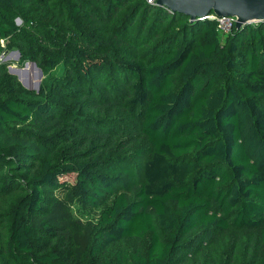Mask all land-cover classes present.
Here are the masks:
<instances>
[{"label": "trees", "instance_id": "1", "mask_svg": "<svg viewBox=\"0 0 264 264\" xmlns=\"http://www.w3.org/2000/svg\"><path fill=\"white\" fill-rule=\"evenodd\" d=\"M208 15L0 0V54L43 73L30 90L0 60V264H244L189 253L231 227L264 264V20Z\"/></svg>", "mask_w": 264, "mask_h": 264}, {"label": "water", "instance_id": "2", "mask_svg": "<svg viewBox=\"0 0 264 264\" xmlns=\"http://www.w3.org/2000/svg\"><path fill=\"white\" fill-rule=\"evenodd\" d=\"M154 4L165 6L172 12L184 13L190 20L206 16L211 12L217 16L232 15L236 17V28L246 23L264 20V0H156ZM13 53L19 56L18 50H5L1 60L11 58ZM29 65L38 70L39 78H41L42 70L33 61H25L23 67L8 65L7 70L15 75L25 88L38 91L40 81L28 82L20 76L21 71L26 70Z\"/></svg>", "mask_w": 264, "mask_h": 264}, {"label": "rangeland", "instance_id": "3", "mask_svg": "<svg viewBox=\"0 0 264 264\" xmlns=\"http://www.w3.org/2000/svg\"><path fill=\"white\" fill-rule=\"evenodd\" d=\"M0 54V60H1ZM3 56V55H2ZM2 62H7L8 65H12L15 67H23L24 62H19V56H17V53H13L11 58L6 60H1ZM34 72V81L41 82V78H39V72L36 69H33ZM35 91V90H34ZM74 179V175H67L61 178V181H67L71 182ZM109 202V199H102L97 206L91 207V206H74L73 211L74 215L81 219L82 221H95L98 216L99 212L107 203ZM210 235V237H208ZM251 232L249 230H239L238 228L231 227L228 231L223 232L221 230H214L213 232L209 234H201L200 232L196 231L193 233L192 237V245L190 248L189 253L192 255H196L198 252H201L204 256H210L212 253L218 252L221 259L222 257H226L228 253L231 251L232 245H235L238 247L240 257L244 255V258L242 260V263H247L249 260L250 264H253L251 258L246 253V250L248 248L249 241L251 239ZM212 240H215V246H212ZM126 246L128 248H133L134 242L133 241H127ZM182 255V254H181ZM188 256V255H187ZM182 257V256H181Z\"/></svg>", "mask_w": 264, "mask_h": 264}, {"label": "built area", "instance_id": "4", "mask_svg": "<svg viewBox=\"0 0 264 264\" xmlns=\"http://www.w3.org/2000/svg\"><path fill=\"white\" fill-rule=\"evenodd\" d=\"M156 0H147L148 3H155ZM209 18L216 21V29L223 35L231 32L235 26L236 17L232 15L217 16L213 12L209 13Z\"/></svg>", "mask_w": 264, "mask_h": 264}, {"label": "bare ground", "instance_id": "5", "mask_svg": "<svg viewBox=\"0 0 264 264\" xmlns=\"http://www.w3.org/2000/svg\"><path fill=\"white\" fill-rule=\"evenodd\" d=\"M31 73L34 74L33 68H31V66L29 65L26 70L21 71L20 76L22 79H25L28 82H31V81H34V75L32 76Z\"/></svg>", "mask_w": 264, "mask_h": 264}]
</instances>
